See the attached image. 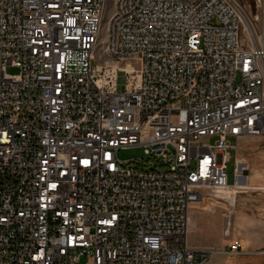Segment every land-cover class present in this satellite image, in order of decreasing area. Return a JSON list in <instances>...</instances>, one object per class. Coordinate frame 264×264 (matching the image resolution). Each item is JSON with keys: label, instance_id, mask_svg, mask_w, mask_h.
<instances>
[{"label": "built area", "instance_id": "built-area-1", "mask_svg": "<svg viewBox=\"0 0 264 264\" xmlns=\"http://www.w3.org/2000/svg\"><path fill=\"white\" fill-rule=\"evenodd\" d=\"M256 3L252 22L238 0H0V264L243 253L190 246L187 212L246 182L234 159L226 183L229 138L264 136Z\"/></svg>", "mask_w": 264, "mask_h": 264}, {"label": "rangeland", "instance_id": "rangeland-1", "mask_svg": "<svg viewBox=\"0 0 264 264\" xmlns=\"http://www.w3.org/2000/svg\"><path fill=\"white\" fill-rule=\"evenodd\" d=\"M238 1L245 8L246 18L253 22L256 0ZM241 34H246L244 26ZM6 71L14 74L17 69L8 66ZM123 75V72L118 74L119 91ZM228 141L235 149H230L226 164V183L234 181V159L246 171L243 173L246 182L237 189L204 190L202 197L188 208L187 241L192 247L211 251H222L234 242L241 245L242 254L214 252L204 264H264V136L229 138ZM116 155L120 160L145 158L138 146L120 148Z\"/></svg>", "mask_w": 264, "mask_h": 264}, {"label": "bare ground", "instance_id": "bare-ground-1", "mask_svg": "<svg viewBox=\"0 0 264 264\" xmlns=\"http://www.w3.org/2000/svg\"><path fill=\"white\" fill-rule=\"evenodd\" d=\"M247 21V20H246ZM249 34H251V33H249ZM239 167H241V164H239ZM244 181V180H243ZM243 181H239L238 183H237V187H241L243 184Z\"/></svg>", "mask_w": 264, "mask_h": 264}, {"label": "water", "instance_id": "water-1", "mask_svg": "<svg viewBox=\"0 0 264 264\" xmlns=\"http://www.w3.org/2000/svg\"><path fill=\"white\" fill-rule=\"evenodd\" d=\"M243 173L245 174V173H246V171H243Z\"/></svg>", "mask_w": 264, "mask_h": 264}]
</instances>
